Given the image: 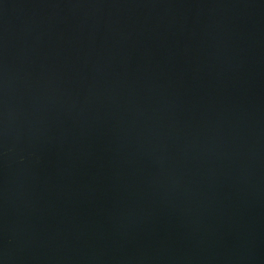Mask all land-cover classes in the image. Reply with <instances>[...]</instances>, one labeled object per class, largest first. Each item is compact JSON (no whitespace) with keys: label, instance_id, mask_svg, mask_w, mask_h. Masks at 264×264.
<instances>
[{"label":"water","instance_id":"1","mask_svg":"<svg viewBox=\"0 0 264 264\" xmlns=\"http://www.w3.org/2000/svg\"><path fill=\"white\" fill-rule=\"evenodd\" d=\"M0 264H264V0H0Z\"/></svg>","mask_w":264,"mask_h":264}]
</instances>
